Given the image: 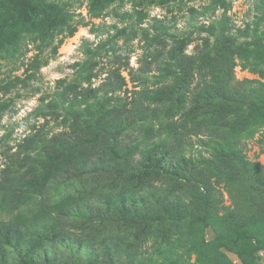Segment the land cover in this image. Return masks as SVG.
<instances>
[{
  "label": "trees",
  "instance_id": "1",
  "mask_svg": "<svg viewBox=\"0 0 264 264\" xmlns=\"http://www.w3.org/2000/svg\"><path fill=\"white\" fill-rule=\"evenodd\" d=\"M217 8L222 14L216 25L207 27L214 40L207 42L203 67L190 62L191 56L176 60L177 53L168 52L159 75L150 82L146 62L134 79L137 84L127 102L106 93L100 99L98 88L68 85L62 90L60 97L70 106L94 98L111 102L112 110L100 116L95 127L75 118L68 132L48 140L43 128H35L7 157L0 182V213L7 215L0 223V264L10 263L5 248L20 255L13 258L18 260L16 264H28L30 253L37 254L32 264H66L60 253V240L66 237L64 227L69 220L86 221V210L96 213L95 222L108 219L117 226V231H111L106 251L127 258H135L131 248L136 245L133 240L140 237L136 234H146L158 226L156 231L165 229L164 239H168V234L174 233L170 226L181 221L189 223L191 230L183 235L186 255L196 241L191 235L192 220L209 227L219 246L226 243L220 236V223L229 231L255 232V222L263 210L253 192L258 188L264 193V168L259 163L242 165L241 146L243 140L264 129V82L236 80L233 56L242 47L235 45L237 37L230 33L235 29L226 15L230 4L211 0L205 9L214 12ZM39 15L27 0H0V30L8 29L11 22V30L20 26L29 30L28 24L34 29ZM249 30H261V39L247 51L240 66L264 80V12L253 27L247 24L235 32L246 38L251 36ZM73 32L74 28L70 35ZM1 45L0 51L5 43ZM12 45L16 46L14 41ZM38 57L36 54L31 68H38ZM111 75V91L119 90L124 79L115 72ZM13 87L15 79L0 89L8 92ZM7 107L1 102L0 116ZM107 113L110 115L104 118ZM260 142L264 144V132ZM47 163V182L54 191L75 188L67 203L61 200L52 209L46 206V195L37 192L34 173L35 165ZM220 186L228 193L230 206L223 205ZM241 203L255 213L246 214ZM132 234L136 236L130 239ZM24 236L28 237L26 242L31 243L33 237L42 242L36 247L26 244L28 247L21 250L22 242L26 243ZM30 247L34 249L29 251ZM166 257L162 263L185 262L177 254Z\"/></svg>",
  "mask_w": 264,
  "mask_h": 264
},
{
  "label": "rangeland",
  "instance_id": "2",
  "mask_svg": "<svg viewBox=\"0 0 264 264\" xmlns=\"http://www.w3.org/2000/svg\"><path fill=\"white\" fill-rule=\"evenodd\" d=\"M210 1L27 0L30 6L40 11L38 26L32 29L28 24L29 30H25L24 26L11 30V22L8 29L0 30V48L5 43V49L0 51V88L15 79V87L8 92L0 89V104H8L0 116V182L7 157L16 152L18 144L31 132L34 133L35 128H43L46 133L44 139L48 140L57 133L68 132L75 118L95 127L98 118L112 110L111 102L102 103L94 98L70 106L60 97L68 85L98 88L101 90L98 93L100 99L106 93L127 102L137 84L134 79L140 76L146 62L150 70L146 77L150 82L159 75L158 69L168 59L165 57L168 52L169 55L176 52V60L180 56H191L190 62L203 67L208 55L207 42L212 44L214 40L207 27L216 25L222 14L219 8L214 12L205 9ZM225 1L230 4L226 13L229 24L235 29H243L247 24L253 27L264 12V0ZM73 28L74 32L70 35ZM235 29L230 33L237 37L235 45L240 44L242 47L233 56L236 80L264 82L257 74L240 66L247 51L252 50L257 45L256 41L261 39V30H249L250 37L240 38ZM33 38H36L35 42ZM36 54H39L40 62L37 69L30 67ZM114 72L124 79V84L119 90L111 91L109 78ZM109 115L105 114L104 118ZM262 132L264 129H260L251 139L242 141V165L259 163L264 168V144L260 142ZM47 166L48 163L35 165L34 173L38 181L36 190L46 195V206L52 209L61 200L67 203L75 188L54 191L47 182ZM242 172L244 170H241V179ZM86 181H90L89 177H86ZM219 189L223 205L230 206L228 193L222 186ZM253 196L263 210L255 222V232L245 234L244 230L229 231L220 223V236L226 241L222 246L215 241L217 235L209 227L203 228L201 221L192 220L195 225L191 235L196 241L192 251L186 255L188 249L184 248L186 242L183 235L190 224L181 221L178 226H170L174 233H169L168 239H164L165 229L162 231L160 227L156 231L158 226L149 229L151 231L146 234H136L140 237L133 240L136 245L131 248L135 258H127L124 254L106 251V245L111 244V231H117V226H112L108 219L95 222L96 213L86 210V221L69 220L64 227L66 237L60 240V253L66 264H264V193L256 188ZM31 208L35 210V207ZM240 208L246 214L255 213L244 203H241ZM160 211L164 215L165 211ZM6 216L0 213V223L7 219ZM136 235L132 234L130 239ZM24 240L26 242L28 237L24 236ZM39 241L42 242L38 237H33L31 243L24 244L23 241L20 249L28 247L26 244L36 247ZM33 249L30 247L29 251ZM5 250L11 258L8 264H16L18 260L13 258L20 255L8 248ZM171 254L182 256L185 262L162 263L166 255ZM36 255L29 254L28 264L34 263ZM132 259L136 261L132 262Z\"/></svg>",
  "mask_w": 264,
  "mask_h": 264
}]
</instances>
